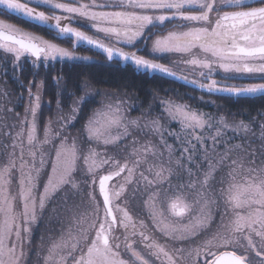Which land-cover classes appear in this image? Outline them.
I'll use <instances>...</instances> for the list:
<instances>
[{"label":"snow or ice","instance_id":"1","mask_svg":"<svg viewBox=\"0 0 264 264\" xmlns=\"http://www.w3.org/2000/svg\"><path fill=\"white\" fill-rule=\"evenodd\" d=\"M0 14L72 44L0 21V264H264V0H0ZM169 25L182 30L154 31ZM82 46L120 71L183 81L237 103L255 97L256 115L236 122L226 106L206 113L161 98L158 114L140 105V116L129 118L136 105L113 97L70 137L91 100L79 97L65 114L56 76L57 115L40 139L38 69L95 63L76 55ZM174 53L181 56L171 66L160 62ZM27 64L36 71L20 118L23 92L13 100L7 81L23 89ZM236 76L251 82L229 83ZM53 203L59 239L42 235L33 252V228Z\"/></svg>","mask_w":264,"mask_h":264},{"label":"trees","instance_id":"2","mask_svg":"<svg viewBox=\"0 0 264 264\" xmlns=\"http://www.w3.org/2000/svg\"><path fill=\"white\" fill-rule=\"evenodd\" d=\"M0 20L5 23H10L17 28L24 31L32 32L36 35L42 36L45 39L52 40V42L59 44L61 47L70 48L72 44L70 42L61 41L55 38L53 33H49L46 29L28 23L22 19H18L15 16H4L0 14ZM167 32V31H166ZM91 33V30H89ZM77 54L81 56L90 57L95 63H82V62H50L48 67L40 66L38 69L39 74L35 76V83L33 84L32 91H36V87L43 81V92H42V102L44 103L43 108L46 104L50 106L47 107V115L41 116L39 123L40 127H43L46 117L52 116L57 110V91L58 86L54 82L53 78L56 76L62 77L61 84L64 86V95L62 98V105L64 111L69 108L79 97L83 95L84 90H95L110 93H123L127 94L142 105L144 109L148 108L149 105H153V115L160 112L159 105L161 98L172 99L174 102L179 104H188L192 109H199L200 111L206 113L216 112L215 105L226 106L232 114H235L236 122L244 119L247 122L248 114L251 113L252 116L256 115V110L259 106V101L257 98H239V103H237V98H221L219 94L209 95L206 92H201L193 88L190 84H184L182 81L173 80L168 77H161L157 74L148 75L146 73H139L133 71H120L116 69L115 65L108 66L106 64V58L94 54L93 50L87 47H81L76 49ZM162 63H167V60L161 58ZM33 69L32 65L27 64L24 71L21 73V80H23L25 87L21 89L18 87L11 79L7 81L10 93L12 94L13 100L16 96H19L23 92L24 101L17 106H23L27 103V84L29 81L33 80ZM189 78H198L197 75L189 76ZM216 78L219 79L220 76L217 74ZM239 80H230L229 83H239ZM180 95L177 96L176 94ZM203 95L204 100L202 101L200 97ZM264 95V94H260ZM155 98V99H154ZM91 102L87 105L85 111L82 113L83 119L87 117L88 112L95 106V102L90 99ZM159 101V102H158ZM208 101V103H205ZM215 101V104L211 103ZM255 101V103H253ZM16 109V111H17ZM55 109V110H54ZM78 123L77 127L79 130L82 128V124ZM172 126L178 129L174 123ZM39 233H34V235Z\"/></svg>","mask_w":264,"mask_h":264},{"label":"rangeland","instance_id":"3","mask_svg":"<svg viewBox=\"0 0 264 264\" xmlns=\"http://www.w3.org/2000/svg\"><path fill=\"white\" fill-rule=\"evenodd\" d=\"M1 21V20H0ZM169 30H176V31H180L179 29H163V31H160V32H157V35H167V32ZM167 31V32H166ZM156 36H153L152 39H155ZM151 43V42H149ZM72 46L69 48L71 50ZM2 51V50H0ZM193 51H199L198 49H194ZM76 55H80V54H77L76 52ZM173 55V58L175 59H179L180 55L181 54H178V53H174L172 54ZM81 56V55H80ZM183 64H181L180 66H182ZM188 66L185 65V67L183 68H187ZM180 70V69H179ZM199 71V70H198ZM35 93V92H34ZM82 96H87L88 98L90 99H93L92 101H94L96 104L95 106L92 107V109L88 112L87 114V117H85V121H81L82 123L77 122L75 127L71 128L70 129V132L68 133V135L70 137H75L78 135L79 133V128L77 127L78 123L82 124V128H83V125L86 123L87 119L89 116H92L94 113H98V112H103L105 111V107L104 105L108 102H112V98L113 97H121V98H124L125 99V103L126 104H130V105H136V107H133V108H129L126 112V115L129 117V118H137L140 116V113H141V108L139 107L140 105L138 104V102H136L133 97L127 95V94H123V93H110V92H102V91H95V90H84L83 91V95ZM159 102V101H158ZM27 104V103H26ZM26 104H24L23 106H19L17 111L20 113V118H23V115H24V110H25V106ZM156 103L153 102V105H155ZM43 105L44 103L42 102L41 100V109H40V112H39V116H40V119H39V123H40V120H41V116H43L44 114L48 116L46 110H47V107L49 106L48 104H46L45 108H43ZM73 105V104H72ZM72 105L69 106L68 109H66L64 111L65 114L69 113L71 111V108H72ZM152 105V107H153ZM159 105V109L161 111V108H160V103H158ZM57 108V107H56ZM149 108V107H148ZM148 108L144 109V110H147ZM46 109V110H45ZM55 110V109H54ZM57 115V110L56 112L50 116L49 118L46 117L45 119H43L44 121V124H43V127H40L39 126V123H38V128H39V132H38V138L42 139L43 138V129H44V125L49 121L50 118H55V116ZM103 119V117H101V120ZM9 123H11V121H9ZM172 123L175 124V126H177L179 128V122L178 121H173ZM81 128V129H82ZM80 129V130H81ZM5 131H8L7 128H5ZM15 131H19V125H17V128L12 132V135H15ZM85 138H86V134H85ZM5 139L7 140V137H5ZM71 142V141H69ZM8 143H11L10 141H8ZM25 147H27V144H26V133H25ZM85 147H87V145H85ZM103 145H100L99 148L100 149H103ZM254 147H257V145H254ZM19 151V150H17ZM131 151V150H130ZM118 179V178H117ZM43 182H46V177L43 178ZM43 182L39 183L38 184V192H42L43 191ZM116 181L114 180L112 183H115ZM98 194V192H97ZM117 203H120L119 201H117ZM54 207V203L53 204H50L46 207V210L44 212V214L41 216L40 219H38L37 223L35 224L34 228H33V233H32V239H31V245H32V250L33 252H35L36 250V247L39 245L40 243V239H41V236L44 235L45 236V240H46V243L48 241V238L49 237H54L56 239H59V236H60V225L59 223L57 222V219L55 217V215L53 214L52 212V209ZM172 219H176L175 217H173ZM68 227H69V223L67 220H65V223H64V230L65 232H67L68 230ZM51 229H54L55 231H51ZM34 233H39L38 235H34ZM164 239V238H163ZM167 239V238H165ZM164 239V240H165ZM160 243H164L162 241V239L160 241H158ZM34 258V257H33ZM211 257H209L210 259ZM159 261V260H158ZM161 262V261H160ZM201 264H203V261L201 260Z\"/></svg>","mask_w":264,"mask_h":264},{"label":"flooded vegetation","instance_id":"4","mask_svg":"<svg viewBox=\"0 0 264 264\" xmlns=\"http://www.w3.org/2000/svg\"><path fill=\"white\" fill-rule=\"evenodd\" d=\"M171 28L173 29V26L169 25V26H168V29H171ZM179 30H182V29H179ZM154 31H156V32H160V30H158V29H157V30H154ZM99 35L102 36L103 34H99ZM150 46H151V45H150ZM150 46H149V47H150ZM165 55H170V54H165ZM184 66H185V65H182V66H180V68H183ZM242 78H246V77L242 76ZM162 241H163V240H162ZM163 242H164V241H163ZM141 247H142V245H141ZM152 259H155V257H152ZM156 264H161V262L157 260V261H156Z\"/></svg>","mask_w":264,"mask_h":264},{"label":"water","instance_id":"5","mask_svg":"<svg viewBox=\"0 0 264 264\" xmlns=\"http://www.w3.org/2000/svg\"><path fill=\"white\" fill-rule=\"evenodd\" d=\"M117 179V178H116ZM211 259V258H210Z\"/></svg>","mask_w":264,"mask_h":264}]
</instances>
